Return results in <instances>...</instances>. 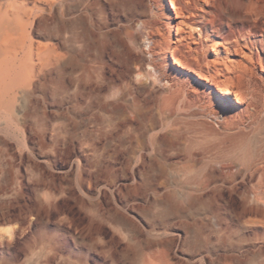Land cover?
I'll use <instances>...</instances> for the list:
<instances>
[{
  "label": "rangeland",
  "instance_id": "obj_1",
  "mask_svg": "<svg viewBox=\"0 0 264 264\" xmlns=\"http://www.w3.org/2000/svg\"><path fill=\"white\" fill-rule=\"evenodd\" d=\"M86 1L88 37L56 22L60 8L35 27L77 64L39 76L12 115L0 106V264H264V170L212 161L203 132L223 117L197 74L238 88L211 62L233 27L181 23L201 0L179 14L171 0ZM164 22L179 63L161 50ZM262 128L255 115L237 131Z\"/></svg>",
  "mask_w": 264,
  "mask_h": 264
},
{
  "label": "bare ground",
  "instance_id": "obj_2",
  "mask_svg": "<svg viewBox=\"0 0 264 264\" xmlns=\"http://www.w3.org/2000/svg\"><path fill=\"white\" fill-rule=\"evenodd\" d=\"M171 1L177 14L193 10L192 4L196 2ZM86 2L76 0L74 4L67 5L66 0H0V106L6 101L8 114L12 115L15 110L18 94L29 93L39 76L56 67L64 69L67 64H77V56L71 44L63 50L56 41L37 32L35 27L38 19L45 17V13L54 14L55 9L58 11L60 8V14L57 12L54 15L56 22L61 23L62 28H78L81 30L80 36L86 38V8H89ZM200 7L196 17L182 19L181 23L201 27L215 35L224 28L233 27L235 37L228 46L216 40L214 50L220 53L224 48L227 55L212 58L211 62L216 65L219 73L229 75L230 82L235 79L238 81L236 90L232 83L220 84L207 73L197 74L202 91L214 105L212 107L217 120L223 117L217 125L210 121L203 125L212 161L219 162L224 157H230L246 163L248 168L264 170V129H260L257 138L244 131H237L246 117H264V79L257 81L253 71L257 65L264 67V0H201ZM216 15L220 16L221 24L214 21ZM167 16L173 17L170 7ZM164 27L161 50L176 59L173 27L168 22H164ZM229 53L238 54L241 59L235 61L229 57ZM176 62L179 63L177 59ZM180 64L190 68L186 63ZM7 69L15 70L17 75L5 73ZM225 133L230 134L228 137L231 144L221 147L222 143L218 140ZM222 167L229 168L231 165L223 164Z\"/></svg>",
  "mask_w": 264,
  "mask_h": 264
}]
</instances>
